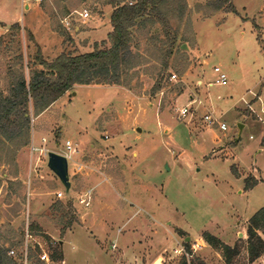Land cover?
Masks as SVG:
<instances>
[{
	"label": "rangeland",
	"instance_id": "rangeland-1",
	"mask_svg": "<svg viewBox=\"0 0 264 264\" xmlns=\"http://www.w3.org/2000/svg\"><path fill=\"white\" fill-rule=\"evenodd\" d=\"M209 1L164 0L167 21L133 27L135 66L122 85H76L39 115L31 111L26 145L0 141V241L35 224L28 241L35 264H264V254L250 262L247 253L248 220L264 206V0H233L238 13L212 12ZM28 2L23 10L21 0H0L6 94L27 72L19 54L26 63L38 47L53 60L109 46L115 5L134 0ZM14 22L20 32L8 30ZM216 65L225 85H210ZM206 114L228 129L209 125ZM68 139L77 149L72 185L59 196L64 186L48 152H70ZM32 142L41 149L32 152ZM88 190L85 206L79 198ZM58 200H71L77 217L64 234L52 210ZM206 232L238 254L228 262ZM55 249L61 258L37 256Z\"/></svg>",
	"mask_w": 264,
	"mask_h": 264
},
{
	"label": "trees",
	"instance_id": "trees-1",
	"mask_svg": "<svg viewBox=\"0 0 264 264\" xmlns=\"http://www.w3.org/2000/svg\"><path fill=\"white\" fill-rule=\"evenodd\" d=\"M163 2L164 0H134L132 3L116 4L111 15L112 31L108 34L109 46L96 47L93 51L80 54L62 52L53 60L46 59L37 46L35 55L26 63L23 54H19L27 72L25 69L21 71L11 84L9 93L6 94L0 89V141L17 139L20 146L26 145L30 137L31 111L39 115L76 85H122L123 77L135 66L133 62L135 54L131 45L133 27L145 18L159 17L167 21L162 13ZM207 5L212 12L224 10L238 13L233 0H210ZM0 24L3 25L1 22ZM8 30L20 32L21 24L14 22ZM29 35L32 40L34 38L32 32H29ZM2 40L3 36L0 37V41ZM160 84L159 80L158 88L161 87ZM52 210L59 214L62 234L77 221L71 200L66 204L58 200L52 206ZM35 229H39L35 224L28 227L31 235V231ZM18 236L20 238L16 239ZM46 237L51 241L49 236ZM203 237L207 243L220 249L228 262L239 252L237 246L224 243L212 233L206 232ZM3 238L4 242L0 241V264H20L26 230H21L19 235ZM12 249L16 250L17 255L9 254ZM30 251L32 258L31 247ZM247 253L250 262L264 254V206L248 220ZM61 257L62 253L58 249L50 256L52 260Z\"/></svg>",
	"mask_w": 264,
	"mask_h": 264
},
{
	"label": "built area",
	"instance_id": "built-area-1",
	"mask_svg": "<svg viewBox=\"0 0 264 264\" xmlns=\"http://www.w3.org/2000/svg\"><path fill=\"white\" fill-rule=\"evenodd\" d=\"M31 1H33V2H41L43 0H31ZM21 6H22L23 10H25V9L29 8L30 4H29L28 0H21ZM80 15L84 19L90 17V13H89L88 10H84L83 12L80 13ZM213 69H214V72L217 74V77H216L214 82H210V85H213V84L225 85L228 82L227 73L219 65L214 66ZM176 77H177L176 74H172L171 75L172 79H176ZM199 84H202V81H200ZM188 112H189L188 106H185V107H183L180 110V113L183 116H186L188 114ZM205 120L208 122L209 125H214V124L218 123L219 124V128L221 130L225 131V130L228 129L227 124L225 122H220L218 119L214 118L210 114H206L205 115ZM43 140H45V139H43ZM65 145L69 149L70 152H62V154H64L67 157L68 161H70L72 159V156H73L72 154H75L77 152V149L75 148V146L73 145V142L70 139L66 140ZM40 149H41L40 147L35 146L34 142L31 143V151L32 152H35V151L37 152ZM79 169H82V166H79ZM58 195L59 196L67 195L66 192H65V189L63 191H59ZM79 202L82 203L85 206H89L90 202H91V191L88 190L83 196H81L79 198ZM31 237H32V235L27 230L26 231L25 244H24V247L21 249L20 264H35L32 261L31 257H30V252H31L30 251V247H32V246H30L28 241H29V239ZM37 245L39 247H42V244L40 242H37ZM115 246H116L115 244H112V248L113 247L115 248ZM9 254L15 256V255H17V252H16L15 249H12V250H10ZM37 256H38V258L40 259L41 262L48 263L51 260L49 254L45 250H42V251L38 252Z\"/></svg>",
	"mask_w": 264,
	"mask_h": 264
},
{
	"label": "water",
	"instance_id": "water-1",
	"mask_svg": "<svg viewBox=\"0 0 264 264\" xmlns=\"http://www.w3.org/2000/svg\"><path fill=\"white\" fill-rule=\"evenodd\" d=\"M240 128H242L241 125ZM47 166L58 177L64 186L66 194H69L72 183L69 173V161L67 157L62 153L49 151Z\"/></svg>",
	"mask_w": 264,
	"mask_h": 264
},
{
	"label": "crops",
	"instance_id": "crops-1",
	"mask_svg": "<svg viewBox=\"0 0 264 264\" xmlns=\"http://www.w3.org/2000/svg\"><path fill=\"white\" fill-rule=\"evenodd\" d=\"M2 33H4V29H2V31H0V35H1ZM250 138H253V136L251 135ZM263 138H264V137H263ZM263 138H262V139H263ZM262 139H261V142H260V151H262L263 148H264V145H262ZM224 148H225V146H222V149H224ZM220 151H224V150H221V149H220ZM214 152L216 153V150H215ZM65 264H66V263H65Z\"/></svg>",
	"mask_w": 264,
	"mask_h": 264
},
{
	"label": "bare ground",
	"instance_id": "bare-ground-1",
	"mask_svg": "<svg viewBox=\"0 0 264 264\" xmlns=\"http://www.w3.org/2000/svg\"><path fill=\"white\" fill-rule=\"evenodd\" d=\"M155 264H161V260H160V259L157 260V261L155 262Z\"/></svg>",
	"mask_w": 264,
	"mask_h": 264
}]
</instances>
